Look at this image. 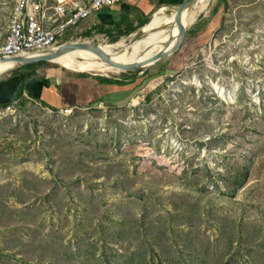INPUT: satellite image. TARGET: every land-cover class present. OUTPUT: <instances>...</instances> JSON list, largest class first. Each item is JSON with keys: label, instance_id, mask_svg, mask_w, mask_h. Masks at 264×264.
Returning <instances> with one entry per match:
<instances>
[{"label": "rangeland", "instance_id": "1", "mask_svg": "<svg viewBox=\"0 0 264 264\" xmlns=\"http://www.w3.org/2000/svg\"><path fill=\"white\" fill-rule=\"evenodd\" d=\"M219 3L166 65L108 75L142 74L123 107L53 110L0 76V264H264V0Z\"/></svg>", "mask_w": 264, "mask_h": 264}, {"label": "crops", "instance_id": "2", "mask_svg": "<svg viewBox=\"0 0 264 264\" xmlns=\"http://www.w3.org/2000/svg\"><path fill=\"white\" fill-rule=\"evenodd\" d=\"M182 1L127 0L123 4L106 8L93 14L73 30V36L79 39L102 37L114 40L117 37H123L122 35L126 33H131L130 35H132L147 23L153 13L147 27L152 24L156 26L157 23L176 13V8L168 13L167 7H174L181 4ZM119 41L115 44L116 47L127 44L129 40L122 38ZM174 42H171V49L174 47ZM113 45L104 44L101 47ZM37 68L34 70L28 68L20 69L18 73L13 74L18 76L15 82L18 84L23 79L26 80L24 90L26 96L52 107L53 110L59 111L63 109L98 108L100 105L105 109L123 107L125 104H129L133 95L138 92L137 89L142 82V80L140 82L137 81L142 74L107 78L112 80H106L101 78L104 77L101 75H89L68 69L66 70L76 73H59L56 71L42 73L41 71L38 72ZM12 90L13 88L11 92L14 98L17 85ZM4 93L2 90V96L5 98Z\"/></svg>", "mask_w": 264, "mask_h": 264}, {"label": "built area", "instance_id": "3", "mask_svg": "<svg viewBox=\"0 0 264 264\" xmlns=\"http://www.w3.org/2000/svg\"><path fill=\"white\" fill-rule=\"evenodd\" d=\"M126 1L13 0L6 33L0 38V56L28 53L59 44H68L74 39L73 30L81 22L97 12ZM67 39L70 40L66 41Z\"/></svg>", "mask_w": 264, "mask_h": 264}, {"label": "bare ground", "instance_id": "4", "mask_svg": "<svg viewBox=\"0 0 264 264\" xmlns=\"http://www.w3.org/2000/svg\"><path fill=\"white\" fill-rule=\"evenodd\" d=\"M212 0H197L196 3L189 9H187L182 15L181 25L186 27V29L195 24V21L198 17L207 12ZM176 13L162 20L161 22L155 25H149L146 27V34L143 36L145 38V43L138 49V40L133 41L129 40V47L119 48L114 46H104L102 47L104 51L110 55L113 59L119 58L120 62L123 65L131 64H141L151 67L160 57V53L166 50H162L158 55V47L166 46L171 41H175L179 37L180 26L176 19ZM213 26V25H212ZM143 39V38H142ZM173 39V40H172ZM170 42V45L172 44ZM170 47V46H169ZM134 53L133 57L130 58L127 54ZM30 55H39L42 54L40 51L31 52ZM79 56L82 59H79ZM100 58L94 55L89 51L76 50L68 52L55 59V62L58 63L61 67L79 72H93L101 73L104 75L119 74L124 72L122 69H114L108 67V65L103 62H99ZM139 64V65H140ZM14 68L18 66V62L12 60L0 61V73L10 70L9 67ZM11 68V69H12ZM88 74V73H85ZM90 74V73H89ZM216 89V88H215ZM219 90V89H218ZM220 92V90H219Z\"/></svg>", "mask_w": 264, "mask_h": 264}, {"label": "water", "instance_id": "5", "mask_svg": "<svg viewBox=\"0 0 264 264\" xmlns=\"http://www.w3.org/2000/svg\"><path fill=\"white\" fill-rule=\"evenodd\" d=\"M196 1L197 0H183L182 3L179 4V6L177 7H173V6L167 7V8H170L171 10L176 8L177 15H176L175 20L178 22V25L180 26L179 38L177 39L176 44L170 51L168 52L163 51L160 53L159 55L160 59L158 58L157 63L151 67H148L146 65L145 66L141 65L140 63H139L140 65L139 64L123 65L121 63L114 61L113 58L104 51L101 45L92 44L88 42H76V43H70V44H65V45L59 44L56 46L49 47L47 49L38 50L42 53L39 55H35V54L30 55L29 53L31 52H28V53L15 54V55H9V56H0V61L12 60V61L18 62V66L0 73V76L3 74L11 73L15 71L17 68H21L27 64L36 63L40 61H48V63L59 65L58 63L55 62L56 58L68 52H72L76 50L89 51L93 53L94 55H96L97 57H99L104 64L108 65V67H112L114 69H122L124 70V72L137 71L139 73H145L149 69L161 67L163 65H166L169 62V60L180 50L182 43L185 40V34L187 33L186 27L181 25L182 15L187 9L191 8L196 3ZM149 21L143 27H141L137 32L132 34L131 40L136 41L142 38L146 34V27ZM33 52H36V51H33Z\"/></svg>", "mask_w": 264, "mask_h": 264}, {"label": "trees", "instance_id": "6", "mask_svg": "<svg viewBox=\"0 0 264 264\" xmlns=\"http://www.w3.org/2000/svg\"><path fill=\"white\" fill-rule=\"evenodd\" d=\"M225 3H226V0H220V3L218 4V6H217V7L215 8V10H214V16H215V17L218 16V14H219V12H220V9H221L222 5H224ZM219 20H220V19H215V20H214V22H213V26L210 27V30H211V29H214V27H217V26H218ZM130 34H131V33H126V34H123L122 36H128V35H130ZM118 39H119V37H117L116 39H114L113 42L116 43V41H118ZM131 54H133V52H132ZM131 54H130V55H131ZM114 61H116V62H120V59H119V58H115ZM45 64H46V65H49V64H51V63H48V61H40V62H36V63H30V64H27V65H25V66L19 68L18 70L13 71V74L18 73L19 70H20V69H23V68H28V69L34 70L35 68H37V67H39V66H41V65H45ZM64 69H65V68H64ZM101 78L106 79V80H112V79H107L106 77H101ZM141 80H142L141 78H140V79H137L138 82H140ZM25 82H26V80L23 79L22 81H20V82L17 84V90H16V94H15V96H14V99H20V98H22V97L24 96ZM145 100H146V101H150V100H151V98H150V94H148V95L145 96ZM5 105H7V102H5ZM0 106H1V105H0Z\"/></svg>", "mask_w": 264, "mask_h": 264}]
</instances>
